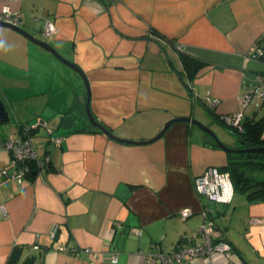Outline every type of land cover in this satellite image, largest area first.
I'll return each mask as SVG.
<instances>
[{
  "label": "crops",
  "instance_id": "crops-1",
  "mask_svg": "<svg viewBox=\"0 0 264 264\" xmlns=\"http://www.w3.org/2000/svg\"><path fill=\"white\" fill-rule=\"evenodd\" d=\"M2 5L19 11L22 29L78 65L93 117L119 137L147 140L169 119L190 117L228 147L240 148L215 115L242 112L246 126L264 122V102L242 104L252 87L264 89V59L250 54L264 37V0H0ZM47 20L56 29L49 36L42 33ZM181 54L204 64L188 76ZM0 98L8 112L0 121V142L36 120L63 138L57 147L43 127L35 130L37 152L50 163L20 184L1 174L15 168L0 148V205L7 211L0 215V264H9L13 252L12 264H98L85 248L100 255L116 251L114 264H143L140 251H174L201 226L203 209L233 247L230 264H264V201L235 190L229 203H217L195 189V178L207 167L225 166L230 153L197 125L175 122L142 144L110 139L90 123L82 77L4 26ZM187 207L192 214L182 219Z\"/></svg>",
  "mask_w": 264,
  "mask_h": 264
},
{
  "label": "built area",
  "instance_id": "built-area-1",
  "mask_svg": "<svg viewBox=\"0 0 264 264\" xmlns=\"http://www.w3.org/2000/svg\"><path fill=\"white\" fill-rule=\"evenodd\" d=\"M0 21L17 27H21L22 24L19 11L12 9L8 5L0 7ZM55 30L54 24L47 20L42 28V33L45 36H49L55 33ZM250 54L253 57L264 59V37L255 43L251 48ZM262 102H264V89H261L259 85L252 87L243 95V105L252 104L258 107ZM209 103L215 105L217 100H210ZM243 118V113L238 112L220 115L219 120L236 131H241ZM38 127H43L46 130L51 144L57 147L61 144L63 138L53 135L47 124L40 120H36V122L29 125H23L18 134H9L0 142V148L9 152L10 164L15 168V172L11 174H8L7 170L2 169L1 174L11 177L18 184L22 182L28 171L26 164L28 160H33L39 171L49 163L48 155L39 156L35 146L34 136ZM194 184L196 191L204 195L209 201L229 203L233 197L234 187L229 173L220 171L215 166L207 167L195 178ZM6 214L5 206L0 205V215L6 216ZM191 214L192 209L189 208H185L180 212L182 219H186ZM202 214L204 220L201 226L191 235L183 238L174 251L169 253L163 251H140L144 258L143 264H183L186 260L194 261L196 259H201L206 264H230L234 255L233 247L218 235L215 222L210 219L207 209H203ZM260 221L257 218L250 219L251 223ZM132 231L137 236L140 234L138 229H133ZM84 252L94 258V261L98 264H105L106 261L114 264L118 260L116 251H108L100 255L91 248H85Z\"/></svg>",
  "mask_w": 264,
  "mask_h": 264
},
{
  "label": "trees",
  "instance_id": "trees-1",
  "mask_svg": "<svg viewBox=\"0 0 264 264\" xmlns=\"http://www.w3.org/2000/svg\"><path fill=\"white\" fill-rule=\"evenodd\" d=\"M181 60L188 76H192L196 70L204 64L182 54ZM210 113L214 116V112L211 109ZM219 118L220 116L215 115V119H217L220 124L227 127L232 132H235L239 139L247 142L248 146L264 145V141H261L260 139V133L262 129H264V122L259 121L246 126L247 124L243 118L242 130L236 131L235 129L223 124ZM26 164L28 171L25 176L34 177L39 171L36 163L33 160H28ZM219 170L229 173L234 191L239 190L245 193L247 199L250 201H264V153H229L228 163ZM13 262L14 252L8 263L12 264ZM20 264L29 263L28 261H24Z\"/></svg>",
  "mask_w": 264,
  "mask_h": 264
},
{
  "label": "water",
  "instance_id": "water-1",
  "mask_svg": "<svg viewBox=\"0 0 264 264\" xmlns=\"http://www.w3.org/2000/svg\"><path fill=\"white\" fill-rule=\"evenodd\" d=\"M0 26L8 27V28H10V29H12L18 33H21L22 35L27 37L30 41H32V42L42 46L43 48L47 49L49 52H51L57 58H59L64 64H66L67 66L72 68L74 71H76L82 77V79L85 83L86 89H87L86 112H87L88 118L90 120V123L92 126L99 128L103 133H105L112 140L122 142V143H130V144L148 143V142H151V141L161 137L165 133V131L173 123H175V122H190V123L197 125L203 131L208 133L215 140V143L220 148H222L223 150H225L227 152H230V153H258V154L264 153V145L248 146L246 141L239 139L237 134L235 132H232V131L231 132L233 133V135H235L237 137V144L240 145L241 147L240 148H235V147L230 148L225 143H223L211 129L207 128L206 126H204L202 123L198 122L197 120L191 119L190 117H175V118L169 119L168 121H166L162 125V127L160 128V130L158 131V133L155 136H153L152 138L147 139V140L135 141V140H130L127 138L119 137L116 134H114L110 129H108L104 125L100 124L93 117V115L89 109V100H90L89 85H88V82L85 78L83 71L78 67V65H76L74 62H71L68 59H65L64 57L60 56L49 43H47L44 40L36 38L34 35L30 34L29 32L22 29L21 27L13 26V25H10L8 23L1 22V21H0ZM7 118H8V112L6 111L5 105L0 98V121L7 120Z\"/></svg>",
  "mask_w": 264,
  "mask_h": 264
},
{
  "label": "rangeland",
  "instance_id": "rangeland-1",
  "mask_svg": "<svg viewBox=\"0 0 264 264\" xmlns=\"http://www.w3.org/2000/svg\"><path fill=\"white\" fill-rule=\"evenodd\" d=\"M215 133H216V132H215ZM216 135H217V133H216ZM223 135H226V134H225V131H222V132H221V136H223ZM226 136H227V135H226ZM217 137L219 138L218 135H217ZM219 139H220V138H219ZM220 140H221V139H220ZM222 142H223V141H222ZM230 148H234V147H230Z\"/></svg>",
  "mask_w": 264,
  "mask_h": 264
},
{
  "label": "bare ground",
  "instance_id": "bare-ground-1",
  "mask_svg": "<svg viewBox=\"0 0 264 264\" xmlns=\"http://www.w3.org/2000/svg\"><path fill=\"white\" fill-rule=\"evenodd\" d=\"M233 194H234V193H233ZM187 208H189V207H187ZM183 209H185V208H183ZM183 209H181L180 212H181ZM189 209H191V208H189Z\"/></svg>",
  "mask_w": 264,
  "mask_h": 264
}]
</instances>
